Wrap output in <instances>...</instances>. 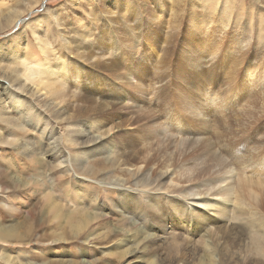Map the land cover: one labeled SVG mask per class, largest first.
<instances>
[{
	"label": "rangeland",
	"instance_id": "1",
	"mask_svg": "<svg viewBox=\"0 0 264 264\" xmlns=\"http://www.w3.org/2000/svg\"><path fill=\"white\" fill-rule=\"evenodd\" d=\"M105 1L111 0H96L101 6ZM235 2L249 8L264 0ZM89 3L0 0V43L24 55L23 66L32 72L43 65L66 67L56 100L37 90L34 79L18 76L21 82L0 102V186L6 188L0 192V264H211L216 251L212 256L202 249H214L210 234L191 236L187 219L195 205L220 199L217 195L228 187L233 189L225 204L244 210L245 223L242 229L234 226L236 236L225 240L227 247H242L238 234L264 233V210L257 204L264 200V40L256 39L257 11L236 26L232 17L224 28L201 25L187 46L189 32L185 35L174 22L151 27L143 9L145 24L129 31L104 22L99 13L93 14L100 22L88 24L93 18ZM193 5L189 9L200 15ZM16 12L20 16L11 22ZM106 14L101 15L112 20L117 15ZM80 22L89 29L83 46L79 33L87 30ZM38 31L46 32L42 42ZM206 31L213 37L210 44ZM226 32H237L244 43L226 44ZM23 66L15 68L20 72ZM206 135L212 153L226 164H207L203 155H191ZM20 136L30 147L36 144L35 153L47 148L53 155L49 163L18 155L14 146ZM247 178L263 186L240 187L239 179ZM14 181L19 183L15 189ZM164 223L172 233L165 234L167 243L155 245L149 237ZM209 223L211 235L224 229L217 221ZM191 244L196 247L190 250ZM241 251L250 259L248 248ZM248 259L229 264H251Z\"/></svg>",
	"mask_w": 264,
	"mask_h": 264
},
{
	"label": "bare ground",
	"instance_id": "2",
	"mask_svg": "<svg viewBox=\"0 0 264 264\" xmlns=\"http://www.w3.org/2000/svg\"><path fill=\"white\" fill-rule=\"evenodd\" d=\"M89 6L91 7L89 10V14H93V13H99L100 18L103 19L104 22H108L110 24L116 23L118 24L120 27L125 28L127 31H129L130 27H134V26H140V25H144L145 22L142 21V17L140 15V10L143 12L144 15L147 16L146 18V24H151V27L156 24L160 25H166L169 23H176L177 27H183L184 28V32L185 35H187V33L189 32L188 37L185 40V44L188 43L189 41L191 42L192 40L189 39H196L197 35H198V30L201 25H204L206 28V26H208L209 24H211V28H213L214 26L220 27V28H224L227 26V24L229 23V18L232 17V22L231 24L235 25L238 24V22L240 23H244V21L242 20L243 17L246 18L247 14H252L253 12L257 11V16L254 17V23L256 25V39L258 40V43H263L262 39L264 40V2H255L254 4H256L254 6V4H252L251 6H249V8H247L245 5L240 4L239 6L236 4L235 0H125L124 2H121V0H111V1H105L104 4H102V6L100 5V3H97L96 0H88ZM104 1V0H103ZM123 1V0H122ZM198 1H200L201 3L199 4ZM258 1V0H257ZM83 3V2H82ZM81 3V4H82ZM196 5L197 7H199L200 10V15L192 12L189 8L190 5L192 6L193 4ZM80 4V5H81ZM193 5V6H194ZM123 8H121V7ZM81 7V6H80ZM116 7L119 8V11L123 10L124 12H119L118 10L116 11ZM196 7V8H197ZM84 8V7H83ZM217 9V11H216ZM137 10V12L135 11ZM194 10V9H193ZM84 13L86 12V10H83ZM171 12V13H167V12ZM135 12L137 13V15L135 14ZM163 12H166L165 14H168L171 18H164L163 16ZM197 12V11H196ZM102 13H109V14H114L117 13V15L115 16V19H107L106 16H102ZM179 13V14H178ZM18 14V15H16ZM106 14V15H107ZM143 15V16H144ZM10 16H12V14H10ZM18 16H20V13H15V16L12 17L11 22L17 18ZM93 18L91 21L88 22V24H94L97 25L100 22V18H96L94 16V14L92 15ZM72 17V16H71ZM113 17V16H112ZM145 17V16H144ZM150 17L153 18L154 20H150ZM208 17V19H206ZM210 17H212L210 19ZM214 17V18H213ZM16 22V21H15ZM26 21H23V23ZM103 23V22H102ZM254 23L252 20L248 21V28H252L254 26ZM24 24H27L30 29H33L35 27V25H33V21H29L26 22ZM87 24V26H88ZM47 25V24H46ZM78 26L82 29V30H87L86 32L82 33L80 32L79 34L81 35V46H83V42H85L87 36H88V32L89 29L87 28L86 25L81 24V22L78 24ZM171 26H173V24H171ZM74 27V26H73ZM77 27V25H76ZM99 27V25H98ZM97 27V28H98ZM149 27V26H148ZM166 27V26H164ZM244 25H242V30L244 31ZM110 28V27H109ZM155 28V27H154ZM162 28V27H161ZM201 28V27H200ZM203 28V27H202ZM209 28V27H208ZM236 28V27H235ZM115 29V28H114ZM134 29V28H133ZM75 29H73L72 31H74ZM77 30V29H76ZM81 30V31H82ZM153 30V28H152ZM167 30V29H166ZM169 30V29H168ZM182 30V29H181ZM208 30V29H207ZM232 30V29H231ZM235 30V29H234ZM233 30V31H234ZM37 31V30H36ZM179 31V30H178ZM232 31V32H233ZM239 31V30H238ZM97 32V31H96ZM209 32V31H208ZM228 32V31H227ZM225 33V35L223 36L224 41L227 42L226 44H232L234 43L235 45H239L240 43H244V37L240 36L237 32L236 33H232L229 36L227 35L228 33ZM241 32V31H240ZM35 33H41L40 36L38 37L39 41H44V36H45V31H38ZM181 33V32H180ZM204 33V32H203ZM207 33V31H206ZM214 33V32H213ZM183 34V33H182ZM243 34V33H240ZM37 35V34H36ZM94 35V34H93ZM180 36V34H178ZM215 35V34H214ZM227 35V36H226ZM78 36V35H77ZM99 36V35H98ZM17 37V36H16ZM92 37V36H91ZM94 37V36H93ZM131 37V36H130ZM247 37V36H246ZM220 38V37H219ZM251 37H248V39ZM123 39V38H122ZM205 43L206 44H210L212 43L213 37L210 36V34H206L205 36ZM222 39V38H221ZM246 39V38H245ZM247 39V40H248ZM255 39V38H254ZM255 39V40H256ZM98 40V39H97ZM250 40V39H249ZM249 40L247 43H249ZM254 40V41H255ZM88 41V40H86ZM94 41V40H93ZM105 41V40H104ZM119 41V40H118ZM165 41V40H164ZM78 42V41H77ZM95 42V41H94ZM112 44V39L109 41ZM172 42V41H171ZM219 42H223V41H219ZM87 43V42H86ZM116 43V42H115ZM170 43V42H168ZM183 43V48L182 49H186L185 44ZM196 43V42H195ZM198 43V42H197ZM10 44V43H9ZM8 42L6 43H0V50L2 51L0 53V61L5 62L6 65H1L0 62V77H5L8 78L7 80L9 81H3V85L0 84V102L2 101V103L5 100L6 96L10 95V91L13 90V87L17 86V81H20L17 79L18 76L20 77H24V79L29 80V77L34 79L32 80L34 85L36 86L37 90L40 87V91H44L45 94H48L49 96H51L52 99L56 100L59 96V92H60V79L64 78L65 75V70L66 67L62 66L61 64L57 65H53V66H47V68L45 67H41V69H37V71L32 72L29 68H27L24 65L25 62V56L23 55L22 58H20V55H16L13 53L14 47L9 46ZM79 44V43H78ZM92 44V42H91ZM95 44V43H94ZM104 44V43H103ZM174 44V43H173ZM172 44V45H173ZM177 44V43H176ZM202 44V43H201ZM246 44V43H245ZM15 45V42L14 44ZM67 45V44H66ZM73 45V44H72ZM109 45V44H108ZM187 45V44H186ZM217 45V44H216ZM91 46V45H89ZM95 46V45H94ZM105 46V45H104ZM188 46V45H187ZM228 46V45H227ZM110 47V46H109ZM82 48V47H81ZM112 48V47H111ZM206 48V47H205ZM248 48V47H247ZM84 49H86L84 47ZM88 50V49H87ZM103 50V49H102ZM158 50V49H157ZM46 50L43 48L42 52H45ZM183 51V50H182ZM216 51V50H215ZM235 51V50H234ZM113 52V51H112ZM122 52V51H121ZM181 52V51H180ZM211 52V51H210ZM102 53V55H105L106 52H100ZM111 53V52H110ZM124 53V52H123ZM141 53V52H140ZM186 53V52H185ZM190 53V52H189ZM248 53V52H247ZM127 54V53H126ZM210 54V53H209ZM245 54V53H244ZM85 53H82V56H84ZM124 55V54H123ZM242 55V54H241ZM80 56V54H79ZM95 56V55H93ZM92 57V55H91ZM81 59V58H80ZM219 60V59H218ZM11 63L14 64V66L12 67ZM26 63V62H25ZM236 64V63H235ZM16 65H22L23 66V71L21 70L20 72L16 70ZM25 67V68H24ZM211 69V68H210ZM102 71V70H101ZM17 72V73H15ZM43 72V73H42ZM165 73V72H164ZM20 74V75H19ZM26 75V76H25ZM28 75V76H27ZM22 77V80H23ZM21 82V81H20ZM29 82V81H28ZM6 84H8V86H6ZM20 86V85H19ZM21 86H24L23 84H21ZM15 90V89H14ZM11 96V95H10ZM191 103V102H190ZM1 104V103H0ZM88 104V103H87ZM208 105V104H207ZM19 106V105H17ZM196 109V108H195ZM181 113V112H180ZM206 114V113H205ZM79 115V114H78ZM7 116V115H6ZM2 117V116H0ZM8 117V116H7ZM6 117V118H7ZM59 117V116H58ZM3 118V117H2ZM1 120V119H0ZM2 121V120H1ZM5 121V120H4ZM10 122V118L8 120ZM62 121V120H61ZM64 121V120H63ZM3 122V121H2ZM7 122V120H6ZM194 122V121H193ZM201 122V120H200ZM8 124V123H7ZM197 124V123H196ZM203 126H207L202 122ZM200 126V125H199ZM205 128V127H204ZM209 127H207L206 129H208ZM205 129V130H206ZM204 130V129H203ZM208 133V132H207ZM1 135V134H0ZM3 135V134H2ZM5 138V137H4ZM2 139V138H1ZM3 140V139H2ZM1 140V141H2ZM25 136H20L18 138V141L15 146H14V150L16 151V153L18 155H20L21 157H23L24 155H26L27 157H34L37 156L38 159L39 157L41 158V162L43 160V165L49 160L47 158H50L51 156H53L50 151H48L47 148L44 149L43 153H35L36 151V144H32V147L30 143L25 141ZM211 140H209V138L206 137L204 139H202V141L193 148L191 155L192 154H197L198 153L200 155H203L205 158L203 159L204 162L208 163H214L216 166H220L225 163V160H223L222 158H218L217 155H215L214 153H212V144L210 142ZM4 142V140H3ZM7 142V141H6ZM13 142V140H12ZM243 142V141H242ZM241 143V142H240ZM4 144V143H3ZM9 144V143H8ZM11 144V143H10ZM47 147V146H46ZM258 148V147H257ZM259 149V148H258ZM41 150V149H40ZM259 152V151H258ZM23 155V156H22ZM260 155V154H259ZM194 156V155H193ZM55 158V156H54ZM34 159V158H33ZM195 159V158H194ZM52 162V161H51ZM49 163V162H47ZM38 164V163H37ZM209 164V165H210ZM42 165V166H43ZM56 165V164H55ZM54 165L51 166L52 168H55L56 166ZM60 165V164H59ZM23 166V165H22ZM21 166V167H22ZM210 167V166H209ZM46 168V167H45ZM59 169V168H58ZM207 167H205L204 169L202 168V172H204V175L207 171ZM55 170V169H54ZM53 172V171H52ZM184 174V173H183ZM184 178V177H183ZM228 178V177H227ZM226 178V179H227ZM225 179V177H224ZM221 179L222 182H224ZM218 180V179H217ZM245 180V179H244ZM220 181V180H218ZM217 182V181H216ZM259 181H251L250 178L246 179L245 181H243L242 179H239V186H243L245 187L248 186L251 189L257 188L258 186H263L262 183H258ZM37 183V182H36ZM19 183H17L16 181H14V187H12L13 189L17 188ZM25 187V185H23ZM27 187V186H26ZM22 188V187H21ZM6 188H3V186H0V192ZM26 189V188H25ZM233 188H226L222 191V194L217 195L220 196V199H217L216 197H212V198H208V200H202L200 205H202V207L197 208L196 205L194 207V209H191L190 214L188 216L187 221L191 224L192 226V234L191 236H193L194 233H198L201 231L204 232V236H209L208 234H210L212 241L215 247L214 249H212L209 245H203L205 246L204 248H202L204 250L205 255L209 254L212 255L210 253L214 251H216V256L217 257H212L213 259L209 260V262L211 264H215L217 260H220V262L223 264V262L225 264H229V263H239V262H244L246 261L248 258L245 257V253L243 251H241V248H248L249 250V258L248 260L251 261V264H264V233L260 232V231H252L251 234L247 233L246 235H242V234H238L237 236V240L238 242L241 243L242 247L241 248H232L229 249L227 247L226 244V239L234 236L235 235V225L236 228L238 229H242L243 224L245 223V217L243 216V212L244 210L238 209L235 210L234 207H231L226 203L227 199H225L226 196H228L229 191H231ZM261 189V188H260ZM263 189V188H262ZM160 190V189H159ZM189 191V190H188ZM255 191V190H253ZM255 194V192H254ZM80 195V194H79ZM262 195V194H261ZM257 195L255 194V197ZM77 197V196H75ZM262 197V196H261ZM74 198V197H73ZM264 198V197H263ZM47 199V198H46ZM56 199V198H55ZM123 199V198H122ZM125 199V198H124ZM50 200H52V198L50 197ZM126 203L129 204L132 201L131 200H126ZM32 202V201H31ZM48 202V201H47ZM197 203V202H196ZM59 204V203H58ZM260 208H262L264 210V200L261 199L259 200V202L257 203ZM51 205V204H50ZM52 206V205H51ZM185 207V206H184ZM59 209V208H58ZM62 209V208H61ZM186 209V208H185ZM50 210V209H49ZM51 211V210H50ZM54 211V210H53ZM67 211V210H66ZM99 211V210H98ZM56 212V211H54ZM53 212V213H54ZM184 212V210H183ZM58 213V211L56 212ZM78 214L80 213L79 211L77 212ZM129 213V212H128ZM83 214V213H82ZM48 215V214H47ZM68 215V214H67ZM66 215V218H67ZM71 215V214H70ZM70 215H68L70 217ZM74 215V214H73ZM77 215V214H76ZM74 215V216H76ZM85 215V214H83ZM65 216V215H64ZM72 216V215H71ZM87 216V215H86ZM89 216V214H88ZM58 217V216H57ZM56 217V218H57ZM77 217H80L79 215ZM154 217V216H153ZM72 218V217H71ZM82 218V217H81ZM174 218V217H173ZM53 219V218H52ZM60 219V218H57ZM9 220V219H8ZM17 221V220H16ZM74 221V220H73ZM106 221V220H105ZM212 221H217L219 223L222 224V226H220V228H224L223 230L217 231V235H211V233H209L211 225H209V222ZM82 222V221H80ZM79 223V222H78ZM186 224V223H185ZM239 224H241L242 226L239 227ZM159 226V224H157ZM169 225V224H168ZM195 227H194V226ZM251 225V223H250ZM24 226V225H23ZM173 226V225H172ZM188 226V225H187ZM3 227V226H2ZM11 227V226H10ZM190 227V226H189ZM194 227V228H193ZM219 227V226H218ZM12 228V227H11ZM15 228V227H14ZM154 228V227H153ZM172 228V227H171ZM215 228V227H214ZM81 229V227H80ZM217 229V228H216ZM215 229V230H216ZM4 230V229H3ZM7 230V229H6ZM10 230V229H9ZM13 230V229H12ZM219 230V229H218ZM16 231V230H15ZM26 231V230H25ZM173 231V230H172ZM168 233H172L170 230V226L166 227V224L164 223L163 226H160L156 228V231L150 235L149 239L153 242V244H157L158 242L161 243H167V238L165 237V234ZM214 233V231H213ZM216 233V232H215ZM151 234V233H150ZM178 235L181 234L180 232L177 233ZM123 235V234H122ZM236 236V235H235ZM195 237V236H194ZM202 238V236H201ZM205 238V237H204ZM235 239V237H233ZM232 238V239H233ZM173 239V238H172ZM193 239V238H192ZM208 240V238H206ZM144 240V239H143ZM205 241V239H204ZM229 241V240H228ZM227 241V242H228ZM7 242V241H6ZM5 242V243H6ZM151 242V244H152ZM192 242V241H191ZM190 242V243H191ZM194 242V241H193ZM202 240L199 241V243H201ZM237 242V241H236ZM24 243V242H23ZM136 243V242H135ZM146 243V242H144ZM240 243L239 246H240ZM152 244V245H153ZM159 244V243H158ZM189 244V241H188ZM194 245H196L195 243H193ZM234 244V243H233ZM139 245V244H138ZM161 245V244H160ZM191 244V247L189 248L190 250L196 246H194ZM212 245V244H211ZM232 245V244H231ZM235 245V244H234ZM200 246V245H199ZM237 246V245H236ZM235 246V247H236ZM130 247V246H129ZM143 245H141L138 249L139 251H143ZM199 249V248H198ZM188 250V249H187ZM193 250H197V249H193ZM247 250V249H246ZM197 252V251H195ZM137 253V252H136ZM6 254V253H5ZM175 254V253H173ZM6 258H8V255H4ZM213 256V255H212ZM56 258V257H55ZM7 261V260H6ZM9 261V259H8ZM235 261V262H232ZM140 262V261H139ZM207 262V261H206ZM219 262V261H218ZM19 263V262H18ZM21 263V262H20ZM195 263V262H194ZM205 263V262H204ZM220 264V263H219Z\"/></svg>",
	"mask_w": 264,
	"mask_h": 264
}]
</instances>
